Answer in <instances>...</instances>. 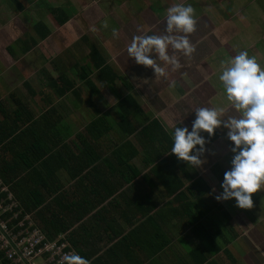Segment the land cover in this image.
I'll return each mask as SVG.
<instances>
[{
	"label": "crops",
	"instance_id": "1",
	"mask_svg": "<svg viewBox=\"0 0 264 264\" xmlns=\"http://www.w3.org/2000/svg\"><path fill=\"white\" fill-rule=\"evenodd\" d=\"M84 1L83 9L90 8L82 10L80 20L92 24V17L96 16L89 28L77 23V17L73 19ZM159 1L156 8L151 0L0 2L3 15L0 18V101L9 109L15 105L11 94L18 95L35 115L52 108L51 121L57 126L55 138L54 134L51 137L57 141L56 148L51 146L52 151H56L54 166L58 160L54 171L60 183L57 192L63 193L59 196L60 202L70 205L72 201L74 210L82 213L61 233H65L75 251L90 264H264L261 202L254 201L250 208L241 209L234 205V198L217 202L211 194L213 186L216 192L220 191L223 171L228 167L229 142L224 138V130H216V136L206 144L215 154L209 155L206 151L207 160L199 168L182 160L171 162L170 151L160 156L167 165L157 167V154L149 151L148 140L139 133L153 120L164 130L180 122L190 126L196 107L222 105L227 114L236 115L224 97L220 102L222 93L217 78L209 82L214 83L216 89L208 88L207 82L198 83L208 63L197 62L204 57L195 54L194 48L203 42H196L198 37L190 33H182L193 51L190 55H181L178 54L181 51L169 47L168 54L175 55L180 67L172 70L170 65L157 59L156 63L165 68V75H155L150 66L136 64L126 52L133 35L164 34L166 10L176 3L192 5L195 27L200 28V35L202 30H207L215 37L212 38L217 41V50L227 44H234L230 48L236 50L237 32L243 41L239 44L260 46L264 44V27L257 26L255 31L244 26L240 31L234 26L235 4L245 0ZM254 1L264 13V0ZM225 5L232 10L226 8L225 11ZM95 7L100 8L99 15L93 10L97 9ZM58 8L69 14L63 23L53 17L52 9L54 12ZM219 9L223 11L216 13ZM7 20L12 21L10 25H2ZM35 22L48 27L49 33L44 38L34 32ZM263 24L261 21V27ZM206 25L210 27L207 29ZM32 38L37 39L34 46ZM101 39L105 40L104 44ZM93 40L118 74L111 83L107 77L99 81L89 59ZM188 57L190 62L186 63L184 60ZM81 66L87 68L86 72ZM63 70L67 71V82L57 78L58 72ZM104 76L111 77L112 72L107 71ZM18 80L20 86L16 85ZM52 81L66 87V93L55 95ZM209 89L208 99L205 91ZM96 122L94 128L100 129V134L93 128L90 134L84 132ZM168 142L171 145V139ZM63 143L68 145V150L64 148L59 152V144ZM94 154L98 159L91 163L88 160ZM121 154L132 168L120 166ZM2 156L9 158L7 152ZM60 157L67 161L59 160ZM77 172L78 175L73 176ZM185 173L201 176L209 189L200 194L204 185L198 183L183 196H176L189 185ZM57 192L47 196L43 204L51 201ZM27 213L35 221L34 210ZM214 241L219 246L217 251L212 245Z\"/></svg>",
	"mask_w": 264,
	"mask_h": 264
},
{
	"label": "clouds",
	"instance_id": "2",
	"mask_svg": "<svg viewBox=\"0 0 264 264\" xmlns=\"http://www.w3.org/2000/svg\"><path fill=\"white\" fill-rule=\"evenodd\" d=\"M194 9L191 4L176 3L168 7L164 17V34L133 35L126 48L127 56L138 65L150 66L154 74L165 75V68L156 63L163 61L172 70L180 67L175 55L167 49L179 50L189 55L193 46L186 35L195 27ZM113 30V36H116ZM154 53L155 55H150ZM224 99L237 115L227 114L224 106L196 107L190 126L166 128L171 139V154L199 168L207 157L215 152L206 148L218 129L224 130V138L229 142L227 151L228 167L223 171L219 184L211 194L217 202L234 198L236 207L247 209L252 206L251 194L264 184V68L241 50L226 62L221 63L217 75ZM203 133H207L205 136ZM60 264H90L89 260L76 252L65 253Z\"/></svg>",
	"mask_w": 264,
	"mask_h": 264
},
{
	"label": "trees",
	"instance_id": "3",
	"mask_svg": "<svg viewBox=\"0 0 264 264\" xmlns=\"http://www.w3.org/2000/svg\"><path fill=\"white\" fill-rule=\"evenodd\" d=\"M52 13L58 23H63L69 17V14L64 12L62 8H58L54 12L52 9ZM33 29L39 38H44L49 33L48 27L42 22H35ZM30 41L31 45L34 46L37 39L32 38ZM89 59L94 69H96L99 81L103 77H107L109 83L114 81L118 74L106 62V58L101 53V48L94 46L89 53ZM81 69L83 71L85 70V72L87 70L85 66H81ZM107 71L112 72L111 77L104 76ZM65 74H67L66 70L59 71L57 78L67 82L68 79L65 77ZM82 77L84 81L89 82L86 79L87 77ZM25 85L28 86V83L26 82ZM90 85L92 86V84ZM51 87H53V91L57 96H62L67 91L66 87L57 86L53 81ZM11 96H13L11 98L15 102L12 108H5V104L2 105V101H0V113L2 115L0 117V179L8 186L13 194L17 203V207L14 210H21V213L34 210L36 225L48 239H52L63 232L65 228L69 227L73 221L78 220L82 216L80 211L76 212L74 210L73 205L75 203H72V201L70 205L60 202L61 197L59 196L63 195V193L57 192L60 188V183L57 176H54V171L58 166V160H54L56 164L54 166L52 161L56 151L53 152L51 147L54 146L56 148L57 145L55 143L57 141L54 139L57 133V126H55V122L51 121L53 110L49 108L35 115L20 100V96L15 94H11ZM127 98L131 99L130 96H127ZM96 125L97 122L89 125L84 132L90 134L93 128V131L98 130L97 133L100 134V129L97 127L94 128ZM139 133L141 137L148 140L149 151L157 154L156 158L159 163L156 166L167 165L166 160L160 157L163 153L170 151L171 148L170 142H168L170 136L164 130L163 126L157 120H153L150 124L143 126ZM52 134H54L53 140H51ZM203 134L207 136V133ZM214 136H216V133H214L211 140ZM59 145V152H62L64 148L68 150L66 143ZM75 146L78 147V143ZM87 150H91V153L93 152V149L89 147H87ZM5 152L9 154L8 159L2 156ZM81 154H84V151H81ZM120 157V161L122 160L120 166L133 167L127 162L124 155L121 154ZM168 158L171 162H178L174 154H169ZM63 159L67 161V158H59V160ZM97 159L98 155L94 154L88 161L92 163ZM87 164L84 166H87ZM95 167L96 165L92 169ZM74 175H78V172L74 173ZM183 175L185 180L189 182V185L187 188H184V191L177 192L176 196H183L187 190L193 188L198 183L204 185L200 194L209 189L207 182L201 176L195 177V175L189 173ZM179 184H182V181ZM55 192H57V195L55 194L56 196L51 198L54 205H52L51 201H45L46 203L44 202L43 204L45 198L47 196L51 197ZM39 205L41 206L36 209ZM18 215L20 216L21 214ZM212 245L214 246V251L219 249L215 241ZM0 264H5V261L1 258Z\"/></svg>",
	"mask_w": 264,
	"mask_h": 264
},
{
	"label": "built area",
	"instance_id": "4",
	"mask_svg": "<svg viewBox=\"0 0 264 264\" xmlns=\"http://www.w3.org/2000/svg\"><path fill=\"white\" fill-rule=\"evenodd\" d=\"M15 207L11 190L0 179V258L5 264H60L65 253L76 252L65 233L48 239L30 214Z\"/></svg>",
	"mask_w": 264,
	"mask_h": 264
},
{
	"label": "rangeland",
	"instance_id": "5",
	"mask_svg": "<svg viewBox=\"0 0 264 264\" xmlns=\"http://www.w3.org/2000/svg\"><path fill=\"white\" fill-rule=\"evenodd\" d=\"M173 1H175V0H173ZM234 1L236 2L238 0H234ZM242 1H244V0H242ZM245 1L246 2H242V3H237L236 2V4H235V7L233 9V10H235V25L234 26L236 28H238L237 30H240V31H243V27L244 26H250L252 29H255V31H256V27L257 26H260V28L263 29L264 24L262 25V27L260 25V22L264 21V13H263L262 9L257 4H254L255 3L254 0H245ZM0 2L4 3V0H0ZM150 3H153L155 5L154 6L155 8L160 5V1L159 0H151ZM84 4H86L85 1L78 8V11L76 12V14L75 15L73 14L74 15L73 19H75L77 17L78 18V21H76L77 23H80L82 26H87V28H89L90 25L93 26V24L95 23L94 22V18L96 16L92 17V24L89 23L88 20H85V19L83 21L80 20L81 18H83L82 14H84L82 10L90 8V6H87V8L85 7L83 9V7L85 6ZM166 4H167V2H166ZM247 4H250V5H247ZM88 5H90V3ZM136 7H139V4H137ZM161 7H162V5H161ZM95 8H97L98 10L97 9L96 10L93 9V10L96 12L97 15H99L100 14L99 11H101L100 8L99 7H95ZM226 8H227V6L224 7L225 11H227L228 9L232 10V8L228 7L227 10H226ZM249 8H251V10ZM199 9H200V7L197 8V10H199ZM217 11H219V12H217ZM217 11H216V13H220L221 11H223V9H219ZM223 14L226 16V14L224 12H223ZM46 15L48 16L49 20H51L50 15H48V14H46ZM47 16H46V18H47ZM220 17H224V16H220ZM0 18H3V15L0 14ZM7 22H4V24H2V25H6V24L10 25V23L12 21L10 22V20H7ZM208 22L212 23V22H210V20H208ZM206 27L208 29L210 27V25H206ZM198 30H200L199 27H194V30L190 34L194 35L196 38L198 37L196 39V42L201 40V42H203V45H201L198 48H194V50H196L194 53L197 54V55H200L201 58H202V56L204 57L203 59H200L197 62L208 63V64H205V65H207V68L205 67L207 70L205 69L203 72H201L202 78L201 79L199 78V81H200V82H198L199 85H201V84L204 85L207 82L208 83L207 84L208 88H212V87L214 88L215 87L214 83H209V82L210 81L214 82L215 78H217V75H218L220 67H221V63L222 62H226L228 59H230L232 56H234L235 54H237L241 50H246L247 53L250 56L255 57L257 63L262 68H264V57H263L264 56V44H262V45L260 44V46L258 44H253V43H250V44L249 43L239 44V43H241L243 41L240 40V38H241L240 37V32H237V34H236V43L237 44L235 45V46H237L236 50L230 48L234 44L233 45L227 44V45H225L227 47L223 46L222 48L217 50L218 49L217 48L218 47L217 46V41H216V39H213L215 37L211 36V33L207 32V30H202L203 34L200 35V31L201 30L200 31H198ZM209 31H212V30H209ZM90 33L94 34L93 32H90ZM221 34H224V32L221 33ZM103 39H105V38H103ZM103 39H101L102 44H104V42H105V40H103ZM92 43H94L92 45V49H93L94 46L95 47H99V45L97 43H95L94 40L92 41ZM101 53H102V51H101ZM178 54L182 55V52H179ZM201 60H203V62ZM184 61H186V63L190 62V57L186 58ZM16 83H17L16 85L20 86V81L19 80L16 81ZM214 89H216V88H214ZM220 91L223 94L222 88H220ZM205 92H206V95H207V98H208V94H211V89L206 90ZM222 94H221V98H220L221 101L220 102H222V98L224 97V96H222ZM216 97L217 96H214V98H216ZM213 100H212V102H213ZM216 104H217V102H216ZM220 104H222V103H220ZM220 106H222V105H220ZM235 114L237 115L236 112H235ZM230 115H231V113H230ZM251 196H252V203L254 201H260L261 202V205H260V208H259V212H260L261 208L264 209V184L261 185V189H258L256 192L252 193Z\"/></svg>",
	"mask_w": 264,
	"mask_h": 264
}]
</instances>
